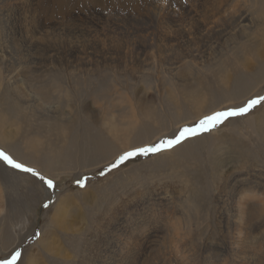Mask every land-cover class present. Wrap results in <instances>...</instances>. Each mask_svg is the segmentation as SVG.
<instances>
[{"label":"rangeland","instance_id":"374dc122","mask_svg":"<svg viewBox=\"0 0 264 264\" xmlns=\"http://www.w3.org/2000/svg\"><path fill=\"white\" fill-rule=\"evenodd\" d=\"M15 1L8 34L26 38L50 33L55 30L48 29L51 23L78 44L96 41V50L112 53L115 62L31 72L21 85L18 78L9 79L0 55V131L7 141L0 142V150L38 174L0 162L1 169L12 173L0 175V261L18 251L17 264H225L224 255L230 252L219 227L221 200L244 203L247 196L246 203L251 197L256 198L254 205H261L256 202L257 186L245 189L244 177L264 182V103L172 147L130 158L110 171L108 167L125 150L171 139L205 115L264 96V0H226L237 4L248 21L234 35H214L189 47L186 39L173 47L161 43L163 36L179 38L177 25H186V15L182 11L184 16H179L183 23L162 19L156 13L160 0L95 4L88 11L95 25L75 19L80 12L75 7L88 6L82 3L64 15L75 0L62 9L57 7L61 0ZM138 13L151 25L145 35L136 23ZM110 25L129 34L97 41L107 31L112 34ZM70 40L63 46L50 43V50L64 52ZM149 42L144 52L147 66L115 64L136 59L135 53L125 54L126 47ZM192 54H197L194 64ZM60 137L62 147L70 151L53 155L57 160L48 165L49 147H59ZM25 144L33 146L39 160L25 157ZM41 176L52 180L53 187ZM78 179L85 181L83 187ZM62 200L68 204H63L67 214L59 215ZM172 206L178 212H171ZM259 210L258 205L252 210L255 219L261 218ZM153 211L154 221L146 220ZM137 218L147 222L141 233L135 230ZM153 226L161 232L146 233Z\"/></svg>","mask_w":264,"mask_h":264},{"label":"bare ground","instance_id":"6f19581e","mask_svg":"<svg viewBox=\"0 0 264 264\" xmlns=\"http://www.w3.org/2000/svg\"><path fill=\"white\" fill-rule=\"evenodd\" d=\"M68 1L69 0H61L62 6L60 7L58 5L57 7L62 9L64 4H66ZM75 1H77V2L73 3L71 6H68L64 9V11H63L64 15L65 16L70 15V13L72 12L71 8L75 5H79L80 3L88 5V6L75 7V8H78V10H80V12L79 11H78V13L76 12V14H78V16H76V17L74 16V17H75V19L87 20L90 24L96 23V21H94L95 18L91 17V13H88V11L93 8V5H95V4L105 5L103 2H109V1L110 2H118V3L124 2L121 0H75ZM125 1H127V0H125ZM15 2H16L15 0H4V4L0 5V55L2 56L4 62L6 63V65L9 68V70H8V72H9L8 74H10L9 79H12L14 77L18 78V82L21 85H24V84H26L25 78L31 72H39L40 74H42L44 72L51 71V70L53 71V70L60 69V68L72 69V70L85 69V68L89 69L91 67L97 68L100 65H102V67H103V63H108V62L114 63L115 62V57L112 55V53L101 52V51L96 50V48H95L96 47V45H95L96 41H94V44H93L94 46L93 45L84 46L83 44H78L75 41H71L70 38L65 36L63 33L56 31L55 25H53L51 23H49V25L47 24L48 29H50L52 27L55 30H51L50 33L35 32L32 34V36H28L26 38L20 32H19L20 34H18V35L8 34L7 33V26L12 24V22H13L12 17L14 14V9L11 8L10 6H11V4H14ZM157 3L159 5L157 7L156 13L162 19H165L167 21H170V19L180 20L183 23L184 18L179 17V16L182 14V11L186 15V25H184V24L177 25V27L180 29V36L178 39L172 40L170 35L169 36H163V38L165 40H163L161 43L163 45H166L169 47L179 45L181 42H183V39H186V47H189L191 44H192V46H194L196 44V42H200V41H202V39H206V38L212 37L214 35H219V34L234 35L233 33H236V30L239 29V27H241L243 23L248 21L247 15H245V13H243V11L239 10L236 7L237 4H235V3L230 4L228 1L226 2V0H160ZM18 11H20V10H18ZM97 15H99V14H97ZM138 15H139V13H138ZM144 16H145V14L140 13V15L138 17H136L137 18L136 21L138 20L136 23H139L138 25H140L142 27L140 29L141 35L143 33L148 32L151 28V25L149 24V20L145 19ZM13 24H14V22H13ZM98 25H99V23H98ZM131 26L133 27V25H131ZM76 28H77V32H81L78 27H76ZM107 28H108V26H107ZM102 29L104 30L105 27H102ZM117 29H118V27H112L111 26L110 31L112 34H107L108 31L105 32L106 34L102 32L103 35L102 36L100 35L102 37V39L100 38L97 41H105V38H103V37L110 38V35L117 34V33H119L123 36L126 33L129 34V32L126 29H124V30H121V29L117 30ZM168 29L169 28L167 27V30ZM131 32H133V31H131ZM131 32H130V34H131ZM89 33H90V31H89ZM89 33H88V35H89ZM95 33H97V32H95ZM143 35H145V34H143ZM97 36H99V35L97 34ZM77 37H75V38H77ZM147 39H150L149 34L146 35V40ZM69 40H70V44H69L70 48L65 49L64 52L61 49L50 50V47H51L50 43H52V45L63 46L67 42H69ZM84 40H85V37H84ZM88 40H91V39H88ZM150 43L151 42H149L147 44L144 43L143 45H141V47H140V45H137V44L132 45V47H126L127 50L126 51L124 50L125 54L130 55L131 53L132 54L135 53L136 59L135 60L132 59L133 61L130 59L129 60L125 59L124 61L122 60L123 61L122 63H115V64L116 65L122 64V66L125 68H127V67L133 68L135 66L138 67L140 63H143L144 65L147 66L149 64V61H148V59L144 58V56L146 54V53L144 54V52L146 51L145 46L150 45ZM102 47L105 48V46H102ZM192 51L193 50L190 48L189 52H192ZM140 55H143V58L140 59L139 58ZM187 56H188V54H187ZM145 57H148V55L146 54ZM150 57H151V55H150ZM189 57H190L189 59L191 61L190 64H194L196 62L195 59L197 58V54H192ZM151 58H153V57H151ZM116 61H117V59H116ZM140 68L143 69L142 66H140ZM236 84L240 85L241 81H237ZM24 88L25 87H22L21 90H25ZM32 99H35V98L32 96ZM38 106H40V105H38ZM61 133L62 132H60V134ZM60 136L63 137L62 134ZM62 137H60L59 140L57 139L59 141V144H60L59 147H56L55 145L53 147H51V145H50V147H49L50 150L47 152L49 155L47 157L48 165L50 163L53 164L57 160L56 158L53 157V155L61 154L64 151H67V152L70 151L68 148L62 147V145H61ZM92 140H94V142L97 141V139L95 137H93ZM0 142L2 144H4L5 142L7 143V141L5 140V136L1 133V131H0ZM96 149L99 152L100 149L99 148H96ZM24 151L26 152L25 157H27L29 159H33V160H39L40 156L38 155V152L34 150V148L31 144H25L24 145ZM50 168H53V166H50L49 169ZM0 175L10 177L12 175V173H9L8 171L3 170V168L1 169V167H0ZM245 175L247 176V174H245ZM226 177L227 176H225V178ZM244 178H245V180H244L245 185L244 186H246V187H244L245 189H248V188L255 189V187L257 186L256 192L258 193L257 194L258 198H257L256 202L261 203V205L260 204L254 205V199H256V198H251V197L247 200V203H246L247 196H245V198H244V203L233 202L231 198L228 200L227 199L221 200L222 206H220L221 219L219 220V227H220L221 231L223 230L224 237H226V239L228 238V240L225 239L223 241V244L228 245L227 249L230 252L229 254H228V252L225 253L224 261H225V264H264V231L261 230V228H262V222L261 221L264 220V182L257 181L256 179L254 181L253 178H250L248 176L244 177ZM241 186L242 185H240V187ZM226 187H228V186L226 185ZM234 188L235 187H232V190ZM224 191H226V189ZM233 192H234V190H233ZM63 204L68 205L66 203V200L64 202L62 200V206H59V215H64L66 213V209L63 208ZM159 204L161 205V203H159ZM256 205H258V208L260 209L259 212H261V213H259L258 215L261 218L256 217V219H255V217L253 216L254 212L252 210H254V207ZM236 206L238 207L237 209H239L238 210V212H239L238 216H236ZM171 209H173V206L170 208V210ZM176 209L174 208L173 210H171V212H174V213L178 212V210L175 211ZM165 213L167 214V211ZM150 214H151V217L149 216L148 218H146V220H150L151 222H153L154 218H155L154 217L155 213L153 211ZM127 218L129 220H134V218H130L129 215ZM136 220H137V222L139 221L138 222L139 224L137 225V227H135V230H139V232L141 233L142 229L145 228V226H147L146 225L147 222L143 223L144 221L140 218H137ZM128 229L132 230L131 228H128ZM159 229L160 228L157 226L155 228H154V226L152 228H146V233H151V232L153 233L154 231L161 232V230L158 231ZM96 234H97V232H96ZM146 236H148V235H146ZM261 236H263V237H261ZM122 238H128V236H124ZM142 240H144V239H142ZM91 242H92V240H91ZM91 247H93V246H91ZM134 247H135V245H134ZM136 248H138V247H136ZM93 249H94V247H93ZM86 250H87V248H86ZM86 250H84V251L86 252ZM223 251L225 252L224 249H223ZM122 254H124V253H122ZM140 254H143V253H140ZM118 255H119V253H118ZM90 256H92V255H90ZM115 256H116V254H115ZM132 256H134V255H132ZM226 256H229V259H227ZM122 257H124V256H122ZM86 258H88V257L86 256ZM124 259H125V257H124ZM94 260H96V259H94ZM128 260H130V259H128ZM128 260H126V261H128ZM168 260H169V258H168ZM86 261H87V259H86ZM169 261H171V260H169ZM116 262H117V260H116ZM32 263H30V264H32ZM137 263H138V258H137ZM132 264H133V262H132ZM207 264H214V263L208 262Z\"/></svg>","mask_w":264,"mask_h":264},{"label":"snow or ice","instance_id":"6c2138e0","mask_svg":"<svg viewBox=\"0 0 264 264\" xmlns=\"http://www.w3.org/2000/svg\"><path fill=\"white\" fill-rule=\"evenodd\" d=\"M264 103V96H256L253 98H249L246 102L242 103L239 106H234L230 109L223 111H214L211 114L205 115L201 118L195 127H184L180 129L173 138L168 140H162L157 144L148 146H134L130 150H125L121 154H119L115 160L109 165L108 170L117 168L123 162L129 160L130 158H134L138 155H147L149 153H156L162 150L165 147H172L176 144H179L189 135H195L198 131H209L210 129L216 128L218 125L222 124L226 120L232 117L243 116L253 110L256 106ZM0 162L9 168L25 172L31 173L32 175H38L34 169L27 167L25 164L20 163L13 159L7 152L0 150ZM101 175L104 172L100 173ZM41 180L47 184L49 188L53 187V181L50 179L45 180L44 177H40ZM77 183L83 187L85 185V181L83 179H78ZM20 252L16 251L10 254V258H5L0 261V264H17V261L20 257Z\"/></svg>","mask_w":264,"mask_h":264}]
</instances>
